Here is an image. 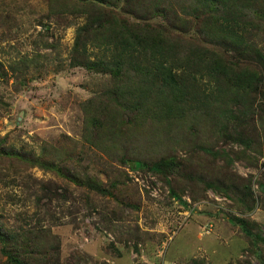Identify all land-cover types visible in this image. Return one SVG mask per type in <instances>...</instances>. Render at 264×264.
Returning a JSON list of instances; mask_svg holds the SVG:
<instances>
[{
  "label": "rangeland",
  "instance_id": "374dc122",
  "mask_svg": "<svg viewBox=\"0 0 264 264\" xmlns=\"http://www.w3.org/2000/svg\"><path fill=\"white\" fill-rule=\"evenodd\" d=\"M75 3L0 0V264H16L8 255L28 264H264V65L254 48L226 55L258 74L251 107L113 119L112 75L73 59L86 23ZM235 3L247 45L264 59V0Z\"/></svg>",
  "mask_w": 264,
  "mask_h": 264
},
{
  "label": "trees",
  "instance_id": "16d2710c",
  "mask_svg": "<svg viewBox=\"0 0 264 264\" xmlns=\"http://www.w3.org/2000/svg\"><path fill=\"white\" fill-rule=\"evenodd\" d=\"M75 1L71 9L85 13L86 23L76 30L73 59L112 75L108 99L115 108L113 119L132 111L137 124L146 118H182L199 109L219 118L237 104L253 105L258 74L226 58L229 50L243 53L252 47L264 65L261 50L246 43L235 0ZM155 17L168 27L151 23ZM191 28L199 39L185 37ZM4 235L0 229L2 243ZM3 250L7 255L6 246Z\"/></svg>",
  "mask_w": 264,
  "mask_h": 264
}]
</instances>
